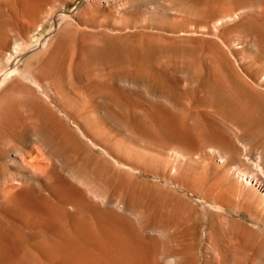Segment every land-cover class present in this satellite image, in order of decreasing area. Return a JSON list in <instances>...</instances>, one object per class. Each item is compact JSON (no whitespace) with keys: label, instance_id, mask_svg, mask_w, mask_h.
<instances>
[{"label":"rangeland","instance_id":"obj_1","mask_svg":"<svg viewBox=\"0 0 264 264\" xmlns=\"http://www.w3.org/2000/svg\"><path fill=\"white\" fill-rule=\"evenodd\" d=\"M44 37L0 81V264H264L218 153L264 165V0H0V74Z\"/></svg>","mask_w":264,"mask_h":264},{"label":"bare ground","instance_id":"obj_2","mask_svg":"<svg viewBox=\"0 0 264 264\" xmlns=\"http://www.w3.org/2000/svg\"><path fill=\"white\" fill-rule=\"evenodd\" d=\"M93 5V4H92ZM90 6V5H89ZM94 6V5H93ZM89 8V7H88ZM262 10V9H261ZM223 16H225V15H223ZM219 17V18H217L215 21L217 22V23H219V22H222L223 20H225V17ZM236 16V15H235ZM68 17L70 18V19H72V20H77L78 21V19L81 17L77 12H75V13H72L71 15H68ZM82 18V17H81ZM142 21H144V20H146V17H144L143 19H141ZM141 21V22H142ZM224 22V21H223ZM216 26V25H215ZM215 28V27H214ZM217 28V27H216ZM30 31V30H29ZM64 33H65V31H64ZM58 35H59V33H58ZM61 38V37H60ZM56 39V38H55ZM67 41V40H66ZM46 42H47V39H45V37L44 38H42L38 43H36V44H32V45H28V46H26V47H24L23 49H21V52H14L13 54H12V57L11 58H9L10 60H9V62H10V66H9V68L6 70V71H4V73L3 74H0V81H2V80H4V79H7V77H9L11 74H14V73H16L18 70L16 69L17 68V62L19 61L18 59L21 57V56H24L26 53L28 54V53H33V52H41L43 49V47L44 46H46ZM48 44H49V42H48ZM47 44V45H48ZM50 44H52V43H50ZM91 44V43H90ZM52 46V45H51ZM63 46V45H62ZM84 46V45H83ZM58 47V46H57ZM45 48V47H44ZM49 48V47H48ZM40 49H42L41 51H39ZM20 50V49H19ZM49 50V49H48ZM47 50H46V48H45V51H43V52H46ZM82 52V51H81ZM49 53V52H48ZM52 53V52H51ZM39 54H42V53H39ZM39 54H38V56H39ZM44 54V53H43ZM46 55V54H45ZM37 56V55H36ZM50 56V55H49ZM41 57V56H40ZM43 57H44V55H43ZM64 57V56H63ZM35 58V57H34ZM57 58H55V60H56ZM83 60V59H82ZM32 62V61H31ZM31 62H30V64H31ZM56 62H58L57 60H56ZM55 62V63H56ZM80 62V61H79ZM241 62V61H240ZM48 63V62H47ZM47 63H46V65L45 64H43L44 66H47ZM33 64V63H32ZM39 64V63H38ZM54 64V63H53ZM40 65V64H39ZM56 65V64H55ZM60 65V64H59ZM58 65V66H59ZM32 66V65H31ZM33 67V66H32ZM43 67V66H42ZM27 68V67H26ZM24 69V70H22L21 72H19V75H21V76H23V77H26V78H29V79H31V80H34L33 82L35 83V84H37V83H43V82H45V81H47L46 79H45V77H44V73H47L48 72V69L47 68H40L42 71H36V73L34 74V76H33V74H31V69L29 68V69ZM36 68V67H35ZM34 68V69H35ZM49 68H51V67H49ZM55 68V67H54ZM53 67H52V69H54ZM30 70V71H29ZM58 71V70H57ZM34 72V71H33ZM39 73H41V74H39ZM49 74V73H48ZM55 74V73H54ZM57 74V73H56ZM51 75V74H50ZM12 76V75H11ZM48 77V76H47ZM250 78V77H249ZM250 80V79H249ZM49 81V80H48ZM248 81V80H247ZM46 83V82H45ZM47 84V83H46ZM50 84V83H49ZM259 85V84H258ZM47 86H48V84H47ZM236 87H237V85H236ZM235 87V88H236ZM247 87V86H246ZM12 88V87H11ZM48 88H49V86H48ZM52 88H53V86H52ZM56 88H61L62 90L64 89L62 86H60V85H58ZM209 88V87H208ZM212 88V87H211ZM47 89V88H46ZM49 89H51V87L49 88ZM55 89V88H54ZM233 89V88H232ZM8 90V89H7ZM7 90H6V92H7ZM255 90V89H254ZM20 91V90H19ZM22 92H24V91H22ZM210 92V91H209ZM240 92V91H239ZM238 92V93H239ZM229 93H230V91H229ZM234 93V92H233ZM263 93V92H262ZM237 95V94H236ZM228 96V95H227ZM226 96V97H227ZM263 96V95H262ZM214 97V96H213ZM3 98V97H2ZM218 98V97H217ZM239 98V97H238ZM5 99V98H4ZM6 99H8V97L6 98ZM2 101H3V99H2ZM2 101H0L1 103H2ZM8 101V100H7ZM11 102V101H10ZM7 104V103H6ZM5 104V105H6ZM255 110V109H254ZM1 112V111H0ZM10 112V111H9ZM253 113V112H252ZM258 113V112H257ZM236 114V113H235ZM14 116V115H13ZM15 117V116H14ZM30 117V116H29ZM201 118V117H200ZM10 119V118H9ZM29 119V118H28ZM183 119V118H182ZM8 120V119H7ZM184 120H185V118H184ZM182 121V120H181ZM186 121V120H185ZM198 121H199V119H198ZM260 121V120H259ZM201 122V121H200ZM199 122V123H200ZM33 123V122H32ZM244 123V122H243ZM264 123V122H263ZM28 124H30L29 122H28ZM37 124V123H36ZM238 124V123H237ZM27 125V124H26ZM184 125V124H183ZM199 126V125H198ZM201 126V125H200ZM243 126V125H242ZM206 127V126H205ZM196 128H197V126H196ZM235 128V127H234ZM208 130V129H207ZM206 130V131H207ZM240 130V129H239ZM186 131V130H185ZM219 131V130H218ZM247 131V130H246ZM224 132V131H223ZM199 133V132H198ZM234 134V133H233ZM238 134V133H237ZM83 135V134H82ZM206 135V134H205ZM234 137V136H233ZM215 138V137H214ZM238 141H239V139H238ZM196 142V141H195ZM92 143H93V141H92ZM202 143H204V142H202ZM218 143V142H217ZM241 144V143H240ZM200 145H203V144H200ZM99 146V145H98ZM183 146V145H182ZM253 147V146H252ZM34 148V147H33ZM254 148V147H253ZM263 148V147H262ZM178 150H176L175 151V154L173 155L174 156V158L173 159H171L168 163H167V165H168V167L172 170V171H175V172H177V168L179 167V166H181V164H182V162L184 161L185 162V160L189 157L188 156V154L185 152V151H183V150H181V149H179V148H177ZM249 149H252V148H249ZM105 150V149H104ZM214 151V150H213ZM216 151H218V150H216ZM257 151H258V149H257ZM205 152V151H204ZM136 153V152H135ZM191 153V152H190ZM189 153V154H190ZM218 153H220V155H222V157H221V159H223L222 161L224 162V164H225V166L227 167V169L225 170V179H224V181L226 180V183L228 184V186H229V188L231 189V190H236V191H238L239 193H241V194H245V193H247V192H251V193H253V195L255 196V198H256V201L254 202V210H255V212L258 214V217H259V219L264 223V168H263V166H261V163L259 162L260 161V156H259V154H258V156L256 157V155H255V158H257V163H253L252 161L250 162L249 160L248 161H246V162H241V161H238V159H240L239 157H240V155H242L241 153H240V151L238 150V149H235V150H232V151H225V150H223V149H221V150H219V152ZM253 153V151L251 152V154ZM106 154V153H105ZM249 155H251L250 153H248ZM247 154V155H248ZM255 154V153H254ZM263 154V153H262ZM262 154H260V155H262ZM190 155H192V154H190ZM219 155V156H220ZM249 155H248V158H249ZM218 156V157H219ZM247 157V156H246ZM245 157V158H246ZM107 158V157H106ZM220 158V157H219ZM244 158V159H245ZM247 158V159H248ZM251 158V157H250ZM220 159V160H221ZM243 159V158H242ZM116 160V159H115ZM198 160V159H197ZM219 160V161H220ZM251 160V159H250ZM117 161V160H116ZM238 161V162H237ZM254 161V160H253ZM7 162H8V164H10V165H12V166H14V167H16V169L19 171V172H21L22 174H30V173H32V171H31V167L29 168V166L27 165V164H25L22 160H20L18 157H16V156H14V155H9L8 157H7ZM255 162V161H254ZM201 163V162H200ZM207 163V162H206ZM137 164V163H136ZM205 164V163H204ZM212 164V163H211ZM220 164V163H219ZM223 164V165H224ZM264 164V163H263ZM206 166V165H205ZM212 166V165H211ZM182 167V166H181ZM214 167V166H213ZM78 168V167H77ZM220 168V167H219ZM178 169H180V168H178ZM206 180H208L207 178H206ZM171 181V180H170ZM95 183V182H94ZM169 183V182H168ZM171 184V183H170ZM169 184V185H170ZM201 185V184H200ZM3 188H5V187H3ZM227 189V188H226ZM95 190H97V189H95ZM95 190L93 191V192H95ZM219 190H220V188H219ZM229 190V189H228ZM97 192V191H96ZM98 193H99V191H98ZM98 193H96V194H98ZM94 194V193H93ZM17 195V194H16ZM240 195V194H239ZM9 196V195H8ZM95 196V195H94ZM210 196H211V194H210ZM221 196V195H220ZM105 197V196H104ZM211 199V198H210ZM209 200V199H208ZM215 200V199H214ZM203 201V200H202ZM178 202V201H177ZM182 202V201H181ZM180 202V203H181ZM215 203H216V201H214ZM218 202V201H217ZM251 203V202H250ZM239 204V203H238ZM185 205V204H184ZM214 205V204H213ZM179 206V205H178ZM206 206V205H205ZM216 206V205H215ZM171 207H173V205H171ZM185 207V206H184ZM223 207V206H222ZM179 208V207H178ZM188 208V207H187ZM215 209V208H214ZM185 210V209H184ZM234 210V209H233ZM178 211H179V209H178ZM251 211V210H250ZM185 212V211H184ZM218 212V211H217ZM91 214V213H90ZM173 214V213H172ZM177 214V213H176ZM185 216V215H184ZM81 217V216H80ZM218 217V216H217ZM93 218V217H92ZM191 218V217H190ZM219 218V217H218ZM188 219V218H187ZM163 221V220H162ZM189 221V220H188ZM197 221V220H196ZM218 221H219V219H218ZM227 222V221H226ZM235 222V221H234ZM148 223H149V221H148ZM240 225V224H239ZM187 226V225H186ZM185 226V227H186ZM235 226H236V224H235ZM94 227V226H93ZM179 227V226H178ZM215 228V227H214ZM175 229V228H174ZM177 229V228H176ZM175 229V230H176ZM237 229V228H236ZM160 231V230H159ZM181 231H182V229H181ZM245 232V231H244ZM250 232V231H249ZM141 233V232H140ZM184 233V232H183ZM238 233V232H237ZM248 233V232H247ZM162 234V233H161ZM160 234V235H161ZM166 234V233H165ZM226 234V233H225ZM235 234V233H234ZM243 234V233H242ZM135 235V234H134ZM246 235V234H245ZM144 236V235H143ZM263 236V235H262ZM230 237V236H229ZM261 237V236H260ZM140 238V237H139ZM212 238V237H211ZM239 238V237H238ZM245 238V237H244ZM262 238V237H261ZM233 239V238H232ZM138 240V239H137ZM212 240V239H211ZM214 240V239H213ZM255 240V239H254ZM239 243V242H238ZM241 243V242H240ZM239 243V244H240ZM258 243V242H257ZM215 244H216V242H215ZM130 246V245H129ZM191 246V245H190ZM214 246H217V245H214ZM229 246V245H228ZM171 247V246H170ZM169 247V248H170ZM178 248H180V247H178ZM141 249V248H140ZM139 249V250H140ZM177 249V248H176ZM175 249V250H176ZM247 249V248H246ZM262 249V248H261ZM264 249V248H263ZM142 250V249H141ZM179 250H181V248L179 249ZM207 250V249H206ZM225 250V249H224ZM173 251H174V249H173ZM144 252V251H143ZM156 252V251H155ZM169 252V251H168ZM175 252V251H174ZM177 252V251H176ZM180 252V254H181V252L182 251H179ZM178 252V253H179ZM218 252H219V250H218ZM237 252V251H236ZM171 253V252H170ZM161 254V253H160ZM172 255H173V253H171ZM217 254V253H216ZM220 254V253H219ZM148 255V254H147ZM169 255V254H168ZM160 256V255H159ZM219 256V255H218ZM217 257V256H216ZM227 257V256H226ZM152 258V257H151ZM243 258V257H242ZM248 259L247 260H245L244 261V263L243 264H253V261H252V259H249V256L247 257ZM251 258V257H250ZM260 258V257H259ZM160 259V258H159ZM238 259H240V258H238ZM161 260V259H160ZM174 260V259H173ZM172 260V261H173ZM254 260V259H253ZM152 261V260H151ZM154 261V260H153ZM170 261V260H169ZM171 261V262H172ZM220 261V260H219ZM243 261V260H242ZM257 261V260H256ZM255 262V261H254ZM155 263V262H154ZM221 263V262H220ZM219 263V264H220ZM232 263H233V261H232ZM231 263V264H232ZM242 263V262H241ZM256 263V262H255ZM257 263H259V262H257ZM256 263V264H257ZM150 264H152V263H150ZM155 264H157V263H155ZM168 264V263H167ZM227 264V263H226ZM234 264V263H233ZM236 264V263H235ZM238 264V263H237Z\"/></svg>","mask_w":264,"mask_h":264}]
</instances>
